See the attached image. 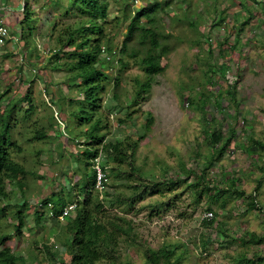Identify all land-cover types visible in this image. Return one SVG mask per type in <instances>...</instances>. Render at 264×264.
Instances as JSON below:
<instances>
[{
    "label": "rangeland",
    "instance_id": "rangeland-1",
    "mask_svg": "<svg viewBox=\"0 0 264 264\" xmlns=\"http://www.w3.org/2000/svg\"><path fill=\"white\" fill-rule=\"evenodd\" d=\"M8 1L10 10L4 18L13 38L0 49V93H6L1 110L3 113L10 101L19 102L8 118L13 141L9 153L29 175L20 176L23 188L5 182L7 197L0 198V207L5 206L9 216L0 221V234L11 236L7 250L24 259L17 264H68L66 235L60 223L51 217L38 223L35 211L36 201L40 204L48 198L76 199L78 203L73 188L88 179L83 173L86 164L79 162L87 147L82 133L89 125L70 120L83 100L80 82L70 80L66 67L72 61L66 53L76 46L63 49L61 40L65 41L68 27L89 23L79 13L84 4L76 0H20L19 12L11 7L16 0ZM106 1L108 17L99 24L105 33L104 45H109L114 55H102L106 61L99 67L109 80L103 82L101 107L94 116V120L104 122L106 129L100 135H105V143L137 142V167L146 176L152 175L155 182H163L177 178L183 166L200 175L213 154L204 142L205 131L222 127L227 133L229 125L238 130L230 151L207 173L211 187L220 188L216 195L219 201L213 202L210 210L216 213L215 227L208 230L204 225L203 214L209 212L207 197L196 205L186 184L163 185V195L150 194L126 210L138 241L129 248L124 241L120 243L122 260L147 264L146 248L158 250L167 244L177 245V255L184 257L180 264H234L245 253L263 256L264 247L243 246L231 239L244 231L264 233V148L258 147L260 143L255 147L257 141L264 143V0H144L137 7L132 0ZM24 6L30 12L26 21L24 10H20ZM152 7L156 32L161 33L159 47L164 51L162 71L153 78L138 62L150 48L149 44L141 45V29L135 30L128 49L122 51L137 14ZM147 21L142 17L140 26ZM18 54L24 56L22 61ZM224 66L230 71L225 76L221 70ZM148 82L151 87L142 88ZM233 90L238 106L230 95ZM28 94L33 110L25 100ZM218 99L222 107L217 108ZM42 130L48 137L37 139ZM248 135L251 140H247ZM251 146L257 153L246 150ZM104 161L101 155L100 163ZM108 181L112 195L131 193L128 186L120 185L122 180L112 176ZM259 184L256 199L263 210L245 212L242 197L233 187L248 196L254 195ZM25 200L29 203L27 227L18 235L12 215ZM161 201L170 202V206L158 212L152 206ZM40 208L46 212L51 207ZM123 208L114 210L123 215ZM208 239V249L203 251L201 244ZM52 243H57L59 250L54 249L53 253L59 254L56 258L45 249Z\"/></svg>",
    "mask_w": 264,
    "mask_h": 264
},
{
    "label": "trees",
    "instance_id": "trees-1",
    "mask_svg": "<svg viewBox=\"0 0 264 264\" xmlns=\"http://www.w3.org/2000/svg\"><path fill=\"white\" fill-rule=\"evenodd\" d=\"M77 2L84 4L80 7L79 13L81 16L87 18L89 26L84 24L79 25L80 27L77 28L68 27L65 30L66 34L63 35L65 41L60 40L62 41L61 47L63 49L76 46L75 49L66 53L67 56L72 59L70 63L66 64V67H68L71 73L70 80L80 82L78 89L83 94V100L78 103V108L70 115V120H75L74 123L79 121L82 124L89 125L88 130L85 131L84 134L82 133L87 147L83 153L84 155H82L83 159L79 162L86 164L83 173L88 179L82 180L73 188L72 194H77L79 199L78 208L67 217L65 222H59V228L66 235L64 244L66 246V253L70 257V262L68 264H98L104 261H111L114 264H130L129 262H124L119 253L120 243L122 241H124V244H127V248L138 241V235L135 232L133 221L126 218V210L132 209L138 201L144 200L150 194L158 193L163 195V185L177 186L178 184H186L191 190L190 193L192 197L195 199L194 203L196 205L201 204L207 197L209 205L208 211L212 212L210 210L213 207V202L219 201L216 195L218 196L220 188H217L218 186H214L216 189L211 187L212 184L206 181V179H208L207 173L230 151L232 142L237 140L238 130L229 125L227 133H224L222 127H215L205 131L204 142L209 149L212 150L213 154L210 155L207 165L204 166L200 175L191 168L183 166L177 174V178L164 179L163 182H155L152 175L146 176L142 173L135 163L138 143L133 142L132 139L105 143V135H100V132L106 129L104 122L100 118L94 120L95 112L101 107L100 92L105 89L103 82L109 80L108 75L99 66L106 61L105 58L109 57V55H114V50H112L109 45H104L105 33L102 26L99 24L102 22L101 20H107V1L76 0L75 3ZM23 10L26 17L24 21L29 20L30 12H28L27 7L24 6ZM154 11L155 7H152L143 9V11L137 14V19L129 26L122 47V51L125 52L128 49V43L134 36L135 30L141 29V45L147 46L149 44L150 48L147 49L145 56L138 62L146 75L151 78L158 76L162 71L160 60L164 53L159 47V35H161V33L156 32L158 30L155 27V21L152 19V13ZM142 17L147 18L148 21L146 25L140 26L139 22ZM245 24L246 23L243 25ZM239 35H241V33ZM79 38L81 39L78 40ZM102 55H105V58H103L104 60L102 59ZM121 62L123 63V60H121ZM221 70L224 76L230 72L227 66L221 67ZM142 86H144L142 88L149 89L151 83L148 82ZM232 89H234V87H232ZM140 93H137L138 97H136V102ZM5 95V92L0 93V198L3 200L7 197L5 187V182L7 180L14 183L16 187L23 188L20 176L29 175V172L26 171L23 166L16 163L9 153V148L13 146V141L10 135L11 125L8 122V118L12 109L18 108L19 102L12 103V101H10L5 111L2 113V100L5 99ZM230 95L233 96L232 100L236 103L234 90L230 92ZM217 97L220 99L222 94L219 93ZM219 99L216 101L217 108L218 106L222 107ZM25 100L30 104L29 110H33L34 107L31 104L32 98L29 94L25 96ZM236 104L238 106V103ZM202 108H205V106L203 105ZM27 113H29V111ZM229 117L232 118L234 116L229 115ZM149 123L151 125L153 119H150ZM149 129L150 127H146V131H149ZM145 136L146 134L144 133L141 135L140 139H143ZM6 137H8L7 140H5ZM47 137V133L43 130L38 132L37 139ZM248 139L251 140V136L248 135L247 140ZM258 144V147L264 148V143L260 141L255 143V147H257L256 145ZM253 147L254 146L248 147L246 150L255 153L256 151ZM101 155H104L105 158V161L100 163L102 171L107 174L108 179L113 176L122 180L123 183H120V185L128 186L131 190L130 194L121 191L119 194L112 195V193L108 191L110 186L109 181L104 183L106 184V189H104L103 192L96 189L97 170L95 169V164L96 159L101 158ZM110 161L113 162L114 166L110 165ZM89 167H91L90 172H88ZM125 167L127 170L124 169ZM108 169H110V172H108ZM261 169L264 170V167ZM234 181L235 180H233L232 184L236 186ZM260 188L261 186L259 184L254 195L251 194L247 196L244 192L237 190V188L234 189L233 187L235 194L242 197V208L245 209V212H250L251 210L259 212L263 210L259 207V203L256 199V193ZM225 191L227 192L228 189ZM207 192L211 196H206ZM172 200L176 201V199ZM70 202H76V199L66 200L64 198H48L44 199L40 204L36 201V221L41 223L46 217L50 218L51 214H53V216L61 215L63 208ZM48 205H50L51 208L43 212L40 207L42 206L47 209ZM120 206H124L122 209L123 215H120L118 211L114 210L120 208ZM169 206L170 202L161 201L153 205L152 208H156L155 210L160 212L164 209L166 210ZM239 206L240 205L237 204L235 208L238 209ZM28 207L29 203L25 200L22 205L17 207L15 214L12 215V218L16 221L13 227L18 235L22 234V230L27 227L26 210ZM221 207H225V203H222ZM213 214L214 218L204 219L205 228L207 227L206 229L208 230L215 227V223L217 222L216 213L213 212ZM4 215L5 218L9 216L5 206L0 207V221L4 218ZM225 236L230 235L225 233ZM10 239L11 236L6 233L0 234V264H17L18 261H24L23 258L16 257L7 250V243ZM218 239L217 237L216 240ZM231 242H241L243 246L248 247H264V233L259 235L254 232L244 231L240 237L231 239ZM226 243L229 244L227 240ZM209 244V239L207 242L204 241L201 244L202 250H207ZM176 246L177 245L174 244H167L158 250L147 247L145 252L147 264H180L184 257L183 255H177ZM45 249L52 253L53 258L59 255L53 253L54 249L59 251L57 249V243L46 245ZM263 256L257 253V255L253 254V256L250 257L249 253H245L241 255V258L236 260L234 264H263Z\"/></svg>",
    "mask_w": 264,
    "mask_h": 264
},
{
    "label": "built area",
    "instance_id": "built-area-1",
    "mask_svg": "<svg viewBox=\"0 0 264 264\" xmlns=\"http://www.w3.org/2000/svg\"><path fill=\"white\" fill-rule=\"evenodd\" d=\"M1 1V0H0ZM133 3L135 4V6L137 7L138 5L142 4L144 2V0H132ZM11 39L10 36V29L7 25V23L5 22V20H3L2 18H0V49L5 47L7 42ZM18 58L20 61H22L24 59L23 55L18 54ZM60 124H62L61 121H59ZM105 177L102 174L101 170H98V183H97V187L100 189H103V181H105ZM74 206H70L69 208L66 209L65 215H67L69 213L70 210L74 209ZM214 218V214L212 212H204L203 214V219H212ZM61 219L63 220L64 218L61 217Z\"/></svg>",
    "mask_w": 264,
    "mask_h": 264
},
{
    "label": "clouds",
    "instance_id": "clouds-1",
    "mask_svg": "<svg viewBox=\"0 0 264 264\" xmlns=\"http://www.w3.org/2000/svg\"><path fill=\"white\" fill-rule=\"evenodd\" d=\"M8 25V24H7ZM9 27V26H8ZM9 29H10V27H9ZM10 36H11V32H10ZM12 36H11V41H12ZM9 40V41H10ZM8 41V42H9ZM8 42H7V44H8ZM6 44V45H7ZM227 75V74H226ZM59 126H61L60 124H59ZM96 163H97V166H95V169L97 170V183H98V170H101V172H102V174L104 175V177H105V181H103V186H104V188L103 189H100V188H98L97 187V185H96V189L97 190H99L100 192H103V190L104 189H106V184H104L105 182L107 183L108 182V176H107V174L106 173H104L103 171H102V168H101V166H100V158H97L96 159ZM75 205V207H74V209H72V210H70L69 211V213L67 214V215H65V212H66V209L67 208H69L70 206H74ZM48 206H50V205H48ZM51 207V206H50ZM78 208V203H76V202H70V203H68L64 208H63V210H62V214L61 215H59V216H53V214H51L50 215V217L52 218V219H56L58 222H61V223H63V222H65L66 221V219H67V217L72 213V212H74L76 209ZM213 213V212H212ZM61 217H63L64 219L62 220L61 219Z\"/></svg>",
    "mask_w": 264,
    "mask_h": 264
},
{
    "label": "crops",
    "instance_id": "crops-1",
    "mask_svg": "<svg viewBox=\"0 0 264 264\" xmlns=\"http://www.w3.org/2000/svg\"><path fill=\"white\" fill-rule=\"evenodd\" d=\"M19 4H20V0H16V1H14L13 4H11V7H14L15 8V11H18L19 12V9H17ZM8 6H10V3H9L8 0H1L0 1V18H2L3 20H5L4 17L6 16V13H7L6 10H10L8 8ZM20 10L23 11V9H20ZM5 22H6V20H5Z\"/></svg>",
    "mask_w": 264,
    "mask_h": 264
}]
</instances>
